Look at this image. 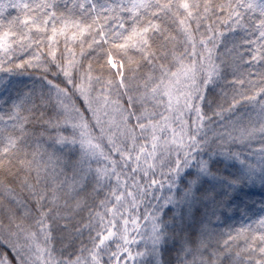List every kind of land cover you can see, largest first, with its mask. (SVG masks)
Listing matches in <instances>:
<instances>
[{
	"label": "snow or ice",
	"instance_id": "snow-or-ice-1",
	"mask_svg": "<svg viewBox=\"0 0 264 264\" xmlns=\"http://www.w3.org/2000/svg\"><path fill=\"white\" fill-rule=\"evenodd\" d=\"M0 264H264V0H0Z\"/></svg>",
	"mask_w": 264,
	"mask_h": 264
}]
</instances>
